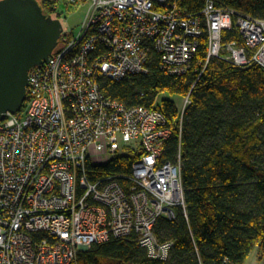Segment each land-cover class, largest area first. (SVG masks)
Returning <instances> with one entry per match:
<instances>
[{
	"label": "built area",
	"instance_id": "obj_1",
	"mask_svg": "<svg viewBox=\"0 0 264 264\" xmlns=\"http://www.w3.org/2000/svg\"><path fill=\"white\" fill-rule=\"evenodd\" d=\"M50 1L56 9L59 0ZM65 2L87 6L77 32L30 70L23 112L0 121V264H77L78 252L111 239H131L166 262L172 242L158 241L154 228L185 209L180 153L163 161L172 131L155 106L107 98L99 79L147 75L154 60L184 76L203 41L205 64L264 70V19L214 0L199 11L184 0ZM232 27L241 43L222 41ZM189 103L177 109L180 129ZM128 154L136 157L127 175L87 170Z\"/></svg>",
	"mask_w": 264,
	"mask_h": 264
},
{
	"label": "trees",
	"instance_id": "obj_2",
	"mask_svg": "<svg viewBox=\"0 0 264 264\" xmlns=\"http://www.w3.org/2000/svg\"><path fill=\"white\" fill-rule=\"evenodd\" d=\"M254 19H264V0H214ZM45 17L60 15L50 0H37ZM204 0H184L188 11H199ZM64 30L55 49L65 45ZM222 41L241 43L232 27ZM205 41L188 73L169 76L150 64L147 75L121 81L99 79L100 91L126 106L156 107L167 118L172 134L163 161L181 156L185 209L174 220L160 219L154 233L172 242L169 259H149L133 240L111 239L77 254V264H244L257 248L264 258V70L250 64L236 67L215 58L205 64ZM162 94L189 97L181 129L178 111ZM25 104L19 113L24 110ZM136 156L115 157L106 166H88L91 175H127ZM93 176V177H95ZM94 179V178H92Z\"/></svg>",
	"mask_w": 264,
	"mask_h": 264
},
{
	"label": "water",
	"instance_id": "obj_3",
	"mask_svg": "<svg viewBox=\"0 0 264 264\" xmlns=\"http://www.w3.org/2000/svg\"><path fill=\"white\" fill-rule=\"evenodd\" d=\"M62 32L37 0H0V121L21 111L30 70L49 59Z\"/></svg>",
	"mask_w": 264,
	"mask_h": 264
},
{
	"label": "rangeland",
	"instance_id": "obj_4",
	"mask_svg": "<svg viewBox=\"0 0 264 264\" xmlns=\"http://www.w3.org/2000/svg\"><path fill=\"white\" fill-rule=\"evenodd\" d=\"M57 13L60 15L62 27L65 33H76L79 28L85 14L87 13V6L84 4L79 5H67L65 0H59L55 3ZM163 99H168L174 102L176 108H181L183 98L179 96H170L168 94H162L158 97L157 103ZM244 264H264V258L259 259L257 256V248L254 247L249 257Z\"/></svg>",
	"mask_w": 264,
	"mask_h": 264
}]
</instances>
